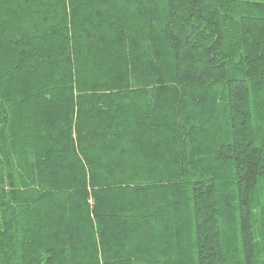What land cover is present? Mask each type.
I'll return each instance as SVG.
<instances>
[{
	"label": "trees",
	"instance_id": "16d2710c",
	"mask_svg": "<svg viewBox=\"0 0 264 264\" xmlns=\"http://www.w3.org/2000/svg\"><path fill=\"white\" fill-rule=\"evenodd\" d=\"M0 264H264V0H0Z\"/></svg>",
	"mask_w": 264,
	"mask_h": 264
}]
</instances>
